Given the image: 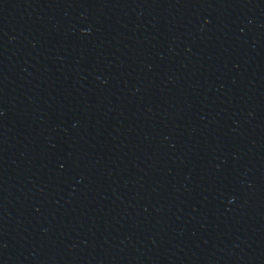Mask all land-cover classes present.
Listing matches in <instances>:
<instances>
[{"label":"water","instance_id":"1","mask_svg":"<svg viewBox=\"0 0 264 264\" xmlns=\"http://www.w3.org/2000/svg\"><path fill=\"white\" fill-rule=\"evenodd\" d=\"M0 264H264V0H0Z\"/></svg>","mask_w":264,"mask_h":264}]
</instances>
